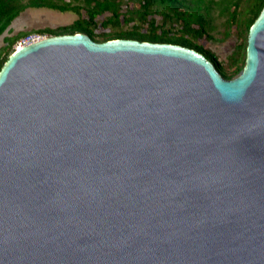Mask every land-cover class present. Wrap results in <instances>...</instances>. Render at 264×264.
<instances>
[{"label":"water","instance_id":"water-1","mask_svg":"<svg viewBox=\"0 0 264 264\" xmlns=\"http://www.w3.org/2000/svg\"><path fill=\"white\" fill-rule=\"evenodd\" d=\"M0 264H264V10L222 76L82 33L0 72Z\"/></svg>","mask_w":264,"mask_h":264},{"label":"trees","instance_id":"trees-1","mask_svg":"<svg viewBox=\"0 0 264 264\" xmlns=\"http://www.w3.org/2000/svg\"><path fill=\"white\" fill-rule=\"evenodd\" d=\"M42 8L79 16L72 25L45 30L43 34L55 37L82 33L97 42L129 39L180 45L206 56L224 78L232 80L246 66V43L238 46L226 66L199 41L213 39L217 21L224 16L223 39L231 36L233 28L241 39H246L264 10V0H0V37L23 12ZM101 29L109 34L98 39L96 31ZM24 35L5 38L8 46L0 51V72L15 52L13 45Z\"/></svg>","mask_w":264,"mask_h":264},{"label":"rangeland","instance_id":"rangeland-1","mask_svg":"<svg viewBox=\"0 0 264 264\" xmlns=\"http://www.w3.org/2000/svg\"><path fill=\"white\" fill-rule=\"evenodd\" d=\"M77 19H79V16L73 12L63 13L60 11L47 9V8L28 9L25 12H23L12 23L10 28L0 37V51L6 48V46H8V42L5 40V38H13L22 33L26 34L24 35V37L29 34H40L41 36H45V38L54 37L51 36L50 33L48 34V32L44 34L42 32L45 30H55L59 27L70 26ZM226 20L227 17L225 16L220 17L217 21L218 24L217 30L213 32V36H214L213 39H208V40L203 39L199 41V44H201V46H203L206 50L213 53L218 58L219 62H222L227 66V63H229L230 61V57L234 55V53L237 51L238 46L240 44L244 45L245 43L246 46L248 45L249 34H247L248 37L246 39L245 38L241 39L239 37L237 29L233 28L231 30V36L227 39H223L221 33L226 30V26H225ZM104 30L101 29L96 31L97 32L96 35L98 39L104 38L106 34H109V33L103 34V32H108ZM124 30L127 29L125 28ZM22 38H20L18 41H20ZM18 41L13 45V49L15 50H16V46L18 45Z\"/></svg>","mask_w":264,"mask_h":264},{"label":"built area","instance_id":"built-area-1","mask_svg":"<svg viewBox=\"0 0 264 264\" xmlns=\"http://www.w3.org/2000/svg\"><path fill=\"white\" fill-rule=\"evenodd\" d=\"M46 39L45 36H41L40 34H29L22 38L20 41H18V45L16 46V50L30 46L32 44H35L37 42H40L42 40Z\"/></svg>","mask_w":264,"mask_h":264},{"label":"clouds","instance_id":"clouds-1","mask_svg":"<svg viewBox=\"0 0 264 264\" xmlns=\"http://www.w3.org/2000/svg\"><path fill=\"white\" fill-rule=\"evenodd\" d=\"M16 51V50H15Z\"/></svg>","mask_w":264,"mask_h":264}]
</instances>
